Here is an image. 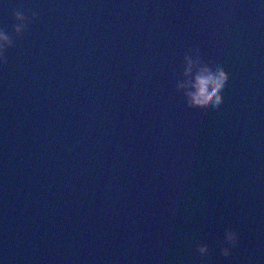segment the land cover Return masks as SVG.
<instances>
[{"label":"water","instance_id":"water-1","mask_svg":"<svg viewBox=\"0 0 264 264\" xmlns=\"http://www.w3.org/2000/svg\"><path fill=\"white\" fill-rule=\"evenodd\" d=\"M0 28L2 264H264V0H0ZM205 58L217 108L177 88Z\"/></svg>","mask_w":264,"mask_h":264},{"label":"clouds","instance_id":"clouds-1","mask_svg":"<svg viewBox=\"0 0 264 264\" xmlns=\"http://www.w3.org/2000/svg\"><path fill=\"white\" fill-rule=\"evenodd\" d=\"M14 17L17 23L13 25V31L19 35L26 27V16L21 11L14 12ZM35 15V14H33ZM12 38L7 31L0 28V60L3 59V52L6 48L12 46ZM198 57L195 54H190L185 57L187 62V70H191L194 60ZM228 80V73L219 63H213L205 58L199 60V66L196 68L195 77L187 76L184 82L177 83V88L187 84L189 99L193 102L210 104L213 108H217L223 102L222 90ZM224 239L229 245H234L237 240L235 231L228 229L224 233ZM199 252L204 255L207 253V245L200 244L197 246ZM229 247L221 248L223 255L229 254ZM2 264V261H0Z\"/></svg>","mask_w":264,"mask_h":264}]
</instances>
